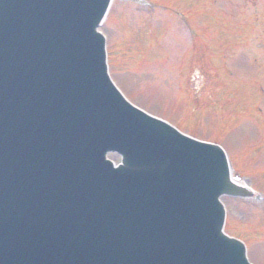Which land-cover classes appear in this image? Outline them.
<instances>
[{"label": "rangeland", "instance_id": "1", "mask_svg": "<svg viewBox=\"0 0 264 264\" xmlns=\"http://www.w3.org/2000/svg\"><path fill=\"white\" fill-rule=\"evenodd\" d=\"M120 1L114 0L103 26L113 79L151 114L222 145L234 174L264 197V93L254 81H264V0H238L232 6L225 0H152L184 12L202 34L207 28L196 46L183 34L170 44L163 37L169 26L148 29L132 3ZM228 70L251 78L249 85L233 78L228 83ZM223 202L226 232L247 243L251 262L264 264V209L257 214L233 199Z\"/></svg>", "mask_w": 264, "mask_h": 264}, {"label": "water", "instance_id": "2", "mask_svg": "<svg viewBox=\"0 0 264 264\" xmlns=\"http://www.w3.org/2000/svg\"><path fill=\"white\" fill-rule=\"evenodd\" d=\"M50 30L54 31L52 28ZM18 50L22 51L21 48ZM19 88L18 86L4 87L1 95L2 103H9L14 107L13 110L21 108V101L22 104L32 101L35 104L34 100L24 98L25 90L23 91V89ZM43 91L39 90L36 94H43L45 92ZM37 100L39 101L40 98L37 97L36 101ZM13 110H8L6 114L12 113ZM6 114L5 116H7ZM138 129L139 127H137L135 123H132L130 126L124 128V134L125 136H132L134 140V135H138L141 130ZM130 144L134 150L136 148L138 154L147 158L145 154L139 153L141 151L140 149L137 150L135 144ZM219 185L225 187L223 182L219 183ZM101 210L102 208L100 212L93 214L89 219H87L86 216L84 217V222L89 223V226L83 225V228L79 227L81 233H78L74 229V236H76L75 240L78 241L79 244L77 243V246L81 250L80 252L76 251L77 253L75 254L61 251L56 257V259L60 260V264H157L150 255L151 247H149V244L154 243L152 240L155 234V228L152 224L153 219L147 218L145 215H141V213L139 217L132 215L130 217L131 219L127 216L123 219L119 213L115 214L113 210L105 209L102 211L103 213ZM124 212L125 210H123V214ZM133 212L135 213L136 211ZM99 214H101V217H99ZM91 219L93 222L90 221ZM149 222L152 225H150ZM195 250L196 248L189 250L188 255H193V257L195 256L198 258L200 254L196 253ZM184 255L186 254L182 251L177 257H184ZM215 258L216 261L221 260L220 255L217 257L215 256ZM216 261H214V263Z\"/></svg>", "mask_w": 264, "mask_h": 264}]
</instances>
